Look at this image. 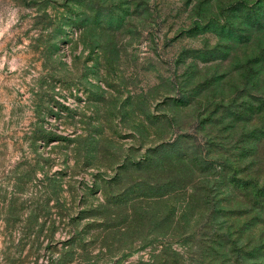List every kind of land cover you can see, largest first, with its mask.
Wrapping results in <instances>:
<instances>
[{"label":"rangeland","instance_id":"obj_1","mask_svg":"<svg viewBox=\"0 0 264 264\" xmlns=\"http://www.w3.org/2000/svg\"><path fill=\"white\" fill-rule=\"evenodd\" d=\"M0 264H264V0H0Z\"/></svg>","mask_w":264,"mask_h":264}]
</instances>
